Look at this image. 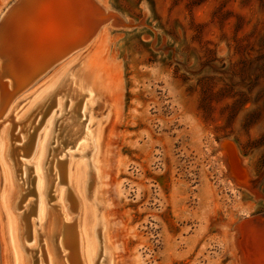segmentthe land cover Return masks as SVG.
Wrapping results in <instances>:
<instances>
[{"label": "rangeland", "instance_id": "rangeland-1", "mask_svg": "<svg viewBox=\"0 0 264 264\" xmlns=\"http://www.w3.org/2000/svg\"><path fill=\"white\" fill-rule=\"evenodd\" d=\"M54 1L24 0L4 22L6 27L0 23V41L14 35L12 42L20 41L17 47L25 49L22 37L7 35V24L16 15L29 13V20L35 15L38 19L27 23L30 30L24 37L41 43L47 24L39 6L47 2L45 11L59 16L48 32L51 39L63 22L74 33L90 32L97 4L111 15L96 30L103 35L95 48L70 64L61 77L49 76L18 95L10 113L0 118V124L9 125L14 212L30 225V233L20 236L24 254L33 253L29 263L46 264L43 256L37 263L34 255H42L48 244L39 235L47 231L44 225L39 230L45 220L36 213L39 207L45 212L68 211L71 220L63 217L62 223L73 224L84 216L82 208L80 213L69 210L72 190L58 184L63 174L58 167L64 168L66 162L74 169L80 164L81 194L91 201L92 159L86 152L92 153L93 143L86 135L94 126L87 124L90 112L92 122L111 124L107 111L98 107L105 99L118 113L108 137L112 139H107L115 150L108 154L102 183L109 201L102 212L113 225L112 242L121 246L114 263L264 264V0ZM13 2L0 0V18ZM20 48L16 52L22 55ZM22 57L28 64L33 58ZM78 66L85 72L88 66L92 69L88 79H94L99 98L62 93L59 82ZM48 95L47 106L38 113L40 108H34ZM39 133L45 135L41 157L33 154ZM36 162L44 197L33 183ZM88 216L92 221L87 233H95L94 264H104L98 216ZM32 231L36 238L28 239ZM60 250L66 259L68 250ZM3 254L0 239V264H5Z\"/></svg>", "mask_w": 264, "mask_h": 264}, {"label": "bare ground", "instance_id": "bare-ground-1", "mask_svg": "<svg viewBox=\"0 0 264 264\" xmlns=\"http://www.w3.org/2000/svg\"><path fill=\"white\" fill-rule=\"evenodd\" d=\"M46 1H49V0H45V2ZM81 1L82 0H80L79 2H81ZM84 2H87V0H85ZM54 3H57V1H54L53 4ZM69 3H70V0H68V4ZM46 4L49 5L50 2H47ZM46 4L40 5L42 7L39 6V8H41V10L39 12H42L41 14H44L41 16V18H43V16H44V20H46V24H47V26H46V29H47L46 33L47 34L46 33L44 34L45 36L43 38H45V39H43V41H41V43H40V40H39V43H37L38 39H35L34 41H32L33 39H31V40L29 39L30 41L29 40L26 41V39H25L26 37H24V35L26 36V34H25L26 31L28 32L30 30L29 29L30 26H28L30 24L27 25V23H29V21L31 20V19L29 20V18H30L29 13H26V16H23L22 13L21 14L18 13L19 15L15 16L14 21L12 23H10L9 25L7 24V26H8L7 35L10 34V36H11L13 33V34H15L16 38L18 36V38H20V40L22 37L23 41L21 43L24 44L25 49L24 48L21 49L20 47H17V44H19L20 41L18 43L16 42L15 43L16 45L12 42L11 39L13 38L14 35L12 36L10 41H9L10 37L8 36L9 37L8 38V37H6V35L4 37H6L7 39L2 37V39L0 41V83H1V88H0V118H2L5 114L10 113L11 109H13V107H14V100L17 98L18 95H21V94L29 91L40 80L45 79L49 76H51L52 78H56L60 74L59 77H61L62 76L61 74L64 73V71L69 67L70 64L75 63L76 60H78L84 53H86L88 50H90L93 46H94L93 48H95L96 47L95 42L99 41L97 39L99 38V36L102 33L101 32V33L97 34L96 30L99 28L100 24H103L107 20L106 16L111 15V14L109 15L110 11L106 12V11H108L107 9L104 11L101 8H100L101 9L100 10L97 7L98 4L94 3V5L97 4L96 6H94V5L93 6L96 7V9L95 8L94 9H95V12L98 11V12H96V13H98V15H95V16H97L95 19L96 23H94V26L91 25L93 28L91 29L90 32L80 31L78 33L77 32L74 33V31L69 29V27H67L66 24L63 22L59 26L60 30L57 33V35L56 36L54 35L53 38L51 39L52 36L49 35V34H51L50 29L53 28L52 26L55 24L56 20L59 19V16H58V14H56V12H53V10L49 11V9H48L45 11L44 6H46ZM59 4L60 3L58 2V5ZM23 5H24V0H14V2L11 4V6L6 10V12H4L2 18H0L1 19L0 23H1L3 28H4L3 25H5L4 22L6 20L8 21L10 14L12 12L16 11V9H18L19 7H21V6L23 7ZM63 5H64V3H63ZM62 6H59V7H62ZM82 6H84V4ZM82 6H80V7H82ZM91 6H92V4H91ZM64 8H66V7H64ZM71 8L72 7L70 5V9ZM70 9H69V11H70ZM94 9L93 10L91 9L90 11L93 12ZM88 10L85 11L86 14L89 13ZM64 11L67 13L68 10L66 11V9H65ZM37 12H38V10H37ZM92 12H90V13H92ZM68 14H64V16H67ZM114 15H113V17H114ZM37 16L38 15H35V17H33V19L31 20V22L33 20L36 22V20L38 19V18H36ZM24 17H26L27 22H25L26 20H24ZM69 17H71L70 14H69ZM103 17H105V19ZM111 17H109V18L111 19ZM10 18H12V16ZM112 19H114V18H112ZM110 22H113V21L111 20ZM39 23L42 24L44 22L40 21ZM31 24L33 25V23H31ZM5 27H6V25H5ZM106 27H104V28H106ZM7 29H5V30L7 31ZM30 32H32V31H30ZM48 32H49V34H48ZM95 32L97 35L95 34ZM4 33H5V31H4ZM33 33H34V31H33ZM33 33L31 36H33V35L35 36V34H33ZM29 35L30 34H28V36ZM24 39H25V41H24ZM15 40H19V39H15ZM30 42L32 43V47H31ZM12 44H14L15 46H13ZM20 45H18V46H20ZM33 46H34V48H33ZM17 48L21 49L20 53H22L24 51V53H22V55H24L26 57H29V55L33 56L32 60H30L31 63L28 64V61L26 60V58H24V57H22V55L18 54V51L16 52ZM20 49H19V51H20ZM91 64H93V63H91ZM89 66L91 67V65H89ZM89 66H88L89 70L87 72L92 70V69H90ZM79 67L80 66L70 68V73L67 76H65V78H63L61 80V82H59V85H61L60 89H62V93H66V92L71 91L72 95H74V96H81L83 93H85L88 98H99L100 97L99 95H101V94H99L95 90L97 88V85L96 86L94 85V83H93L94 79H93V82H91L92 80L89 81V79H88L89 74L85 71H81V69ZM96 72L97 71H95V73ZM96 82H98V80ZM33 92H34V90L31 93H33ZM48 97H49V95L44 97V98H41L40 102H39L40 104L34 108V109L40 108L38 113H41L42 112L41 110L43 109V107L47 106L46 104L48 103V99H46V98H48ZM35 99H36V97L33 98L32 103ZM35 104H33V105H35ZM98 107H99V110H101V111H103L104 109L107 111L106 117H107V115L110 117L109 121L111 120V124L109 123L108 127H105V125H103L102 121L92 122V120L94 119V114L90 112L89 120H88L89 124H87V127L90 125L91 127L94 126V128L91 130V132L87 133L86 136H89V139L92 140L93 150H92V153H90V154L88 152H86V153H87V156L89 155L92 159V175H91L92 178H91L89 185H88V188H89L88 193L90 195L91 201L88 202L85 198L86 196L83 197L81 194V185H80L81 184V177H80V169H79L80 164L77 163V165L75 166L74 169L71 168L70 164L66 165V162L64 163V168L62 166L58 167V169L61 172H63V174L60 177V180L58 181V184L68 185V187L72 190L71 191V198L69 199V201L71 202L70 206H68L69 210L71 212H77V210H78V213H80V208H82V212H84V216L81 218V220L77 219L76 221H73V224H67V223H62V219H64V218L69 219L68 211H67V213H64V214L62 212H60L58 209H49V210H47V212H45V209L43 207H39V209L37 210L36 213L38 214V216H40V219L45 218L44 222L42 224L41 223L39 224L40 225L39 230L43 227H45L47 230L45 233H43V234L41 233L39 235L44 237V242L48 240V244L46 242L44 243L47 246L45 245L43 251L41 250L43 252L42 255H39L40 252L34 253V255L36 254L35 259H36L37 263L41 262V260L44 259L46 264H94V254H95L94 247L95 246L92 245V244H94L92 237L95 235V233L92 232L90 234L91 236H89L87 233L90 222L92 221V220L88 219V218H90L88 215L95 216L97 214V216H98V221H97L98 222L97 223V225H98V231H97L98 241L102 245L100 247V251H102V253H105V255H106V260H105L106 262L104 264H115L114 263L115 251L119 247L121 248V246H120V243L115 244L112 242L111 239L113 237L111 238V231H112L111 229H112L113 225L111 224V221L109 220L107 213L104 212L106 214H103V212H102L103 204L109 203L108 199L105 198V191H103V188H102L103 184L102 183H103V180L107 178L106 167H107V162H108V154L112 155L114 153V150H115L114 145H110L108 147L107 139L109 136L112 135L111 133L113 132V129H114L113 123L118 120V113L114 109L113 104L110 101H107L105 99L101 100V102L98 104ZM100 115H102V114H100ZM5 117H7V116H5ZM6 121H9V120H6ZM2 122H5V121H2ZM29 123H27V124L29 125ZM14 130H16V128ZM8 131H9V125L0 124V239H1L2 245L4 247V254H3L4 260L3 261L5 264H30L29 260L34 259L33 253L30 252V250H29L28 255H26L27 252H25L26 254H24V252L22 250V245L20 243V239L22 238L21 234H23V232H24L23 235H25V232H26V234L28 232L30 233V231L28 230V228L30 229V225L28 223V219L25 218L24 215L22 216V215H20V213L16 214L14 212L15 211L14 208H16V204H15V200H14L15 192L13 193L14 188H13V183H12V178H11V175H13V173L11 174V170H10V167L8 164V155H9V149H8V145H7ZM44 137H45V135L43 137H41V135L39 133L37 136L35 146L33 145V142H32L31 149H29V150H32V146H34V153L33 154L38 155L39 157H41V154H42ZM69 162H70V160H69ZM56 167H57V165H56ZM50 173H52V176H54L55 171L50 170ZM35 174H36V177H35V179H33V183L36 186L37 194L42 195L44 197V194L46 192H44L43 182H41V176L39 173V162H36ZM50 178H51V176H50ZM70 184H72V186L74 188H72ZM45 188H47V187H45ZM73 189H75V191ZM61 192H62V190H60V193ZM60 198H61V195H60ZM39 203L41 204L40 199H39ZM94 208H96V209H94ZM20 209H21V206H20ZM62 209H63V206H62ZM95 211H98V213L95 214ZM89 212H91V214H88ZM33 214L34 213H32V215ZM69 220H71V219H69ZM93 220H94V218H93ZM70 222L71 221H69V223ZM226 222H228V221H226ZM23 225H24V227H23ZM31 225H33V223ZM42 225H44V226L42 227ZM224 225H226V224H224ZM235 226H237V224ZM52 228L55 229V231H56V233L54 232V230L52 231V233L54 232L53 234H55V238H56L54 240V245L52 244L53 242L51 243V238L53 236L50 233V230ZM227 230H229V229H226V231ZM20 236H21V238H20ZM33 237H34V233L32 231L31 235L28 234V239H31ZM34 238H36V237H34ZM45 238H46V240H45ZM224 240H225V238H224ZM226 242H228V241H226ZM226 242L224 244H226ZM60 247L68 250V254L66 256V259L65 258L63 259V257H61L62 255L60 256V253H61ZM257 247H259V246H257ZM33 250H35V249H33ZM42 256H43V258L41 259ZM241 261L243 262V260H241Z\"/></svg>", "mask_w": 264, "mask_h": 264}, {"label": "water", "instance_id": "water-1", "mask_svg": "<svg viewBox=\"0 0 264 264\" xmlns=\"http://www.w3.org/2000/svg\"><path fill=\"white\" fill-rule=\"evenodd\" d=\"M255 218V217H254ZM257 220H259V219H257Z\"/></svg>", "mask_w": 264, "mask_h": 264}]
</instances>
